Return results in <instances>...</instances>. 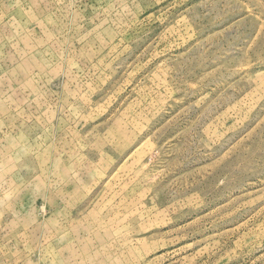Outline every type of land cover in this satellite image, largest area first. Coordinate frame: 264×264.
<instances>
[{"label":"rangeland","instance_id":"374dc122","mask_svg":"<svg viewBox=\"0 0 264 264\" xmlns=\"http://www.w3.org/2000/svg\"><path fill=\"white\" fill-rule=\"evenodd\" d=\"M0 264H264V0H0Z\"/></svg>","mask_w":264,"mask_h":264}]
</instances>
